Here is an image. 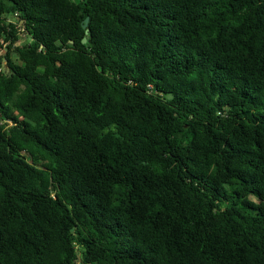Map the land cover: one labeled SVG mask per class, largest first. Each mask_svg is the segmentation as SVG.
<instances>
[{
	"label": "trees",
	"instance_id": "16d2710c",
	"mask_svg": "<svg viewBox=\"0 0 264 264\" xmlns=\"http://www.w3.org/2000/svg\"><path fill=\"white\" fill-rule=\"evenodd\" d=\"M2 61L0 264H264V0H0Z\"/></svg>",
	"mask_w": 264,
	"mask_h": 264
},
{
	"label": "rangeland",
	"instance_id": "374dc122",
	"mask_svg": "<svg viewBox=\"0 0 264 264\" xmlns=\"http://www.w3.org/2000/svg\"><path fill=\"white\" fill-rule=\"evenodd\" d=\"M73 1H79V0H73ZM7 22H12V19L10 17H7ZM29 40L27 39V36L23 33H20L17 37V41L13 45V50L15 48L21 49V47L25 46L28 44ZM12 60H17V55L15 52H13Z\"/></svg>",
	"mask_w": 264,
	"mask_h": 264
},
{
	"label": "built area",
	"instance_id": "2783aa9c",
	"mask_svg": "<svg viewBox=\"0 0 264 264\" xmlns=\"http://www.w3.org/2000/svg\"><path fill=\"white\" fill-rule=\"evenodd\" d=\"M18 30H19V31H18L19 34L22 33L21 29H18ZM5 49H6V43L2 42V50H1V52H4ZM4 64H5L4 61H2V62L0 63V74H6V72H7V70H6L5 66H4ZM1 123H8V124L11 126V123H10L9 121H5V120H3V121H1Z\"/></svg>",
	"mask_w": 264,
	"mask_h": 264
},
{
	"label": "water",
	"instance_id": "95a60500",
	"mask_svg": "<svg viewBox=\"0 0 264 264\" xmlns=\"http://www.w3.org/2000/svg\"><path fill=\"white\" fill-rule=\"evenodd\" d=\"M88 22H89V19H88V17H87V18H85V19L83 20V23H82V25H81L82 29L85 30V33H86V34H87V26H88ZM85 43H86V39H83V40H82V44H85ZM70 44H72V43H70Z\"/></svg>",
	"mask_w": 264,
	"mask_h": 264
}]
</instances>
